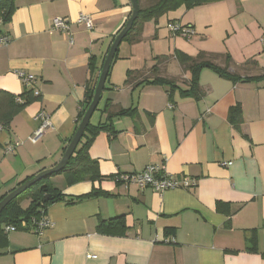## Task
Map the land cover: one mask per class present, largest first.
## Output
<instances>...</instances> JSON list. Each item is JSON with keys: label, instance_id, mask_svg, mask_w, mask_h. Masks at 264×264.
I'll use <instances>...</instances> for the list:
<instances>
[{"label": "crops", "instance_id": "crops-1", "mask_svg": "<svg viewBox=\"0 0 264 264\" xmlns=\"http://www.w3.org/2000/svg\"><path fill=\"white\" fill-rule=\"evenodd\" d=\"M14 4L9 21L0 18V34L8 37L0 45V90L22 94L27 86L14 72L22 70L35 76L39 96L0 125V197L59 161L79 123L86 84L98 77L131 13L129 0ZM81 13L92 19L91 29L76 22ZM54 17L66 18L68 30L52 28ZM172 23L191 26L194 34L175 35ZM263 41L264 0L181 5L143 22L136 41L121 40L90 118L92 126H105L88 148L99 178L67 184L61 174L53 187L64 196L44 214L50 225L40 233L4 230L0 264H264ZM177 50L192 57L203 52L240 80L203 68L199 99L162 84L136 85L151 79L157 65L158 76L187 89L190 73ZM128 71L134 74L126 83ZM106 104L112 113L133 112L108 118ZM234 106L239 112L230 118ZM41 110L50 127L32 141ZM8 143L15 144L11 152ZM162 163L191 185L158 192L116 180ZM119 215L124 234L97 231L100 220Z\"/></svg>", "mask_w": 264, "mask_h": 264}, {"label": "trees", "instance_id": "trees-1", "mask_svg": "<svg viewBox=\"0 0 264 264\" xmlns=\"http://www.w3.org/2000/svg\"><path fill=\"white\" fill-rule=\"evenodd\" d=\"M14 1L15 0H0V18L2 22L9 21L15 8ZM137 1L139 4L138 16L133 22L132 27L126 33L122 40L128 39L129 41H136L142 23L147 20H157L158 17H160L162 14H165L168 11L175 10L181 5L185 6L186 8H190L192 6L201 4L205 0H149V4L147 6H143L144 3L140 5V0ZM174 56L178 60V62L183 66V69L190 73L187 89L179 88L176 83L171 79L158 76L157 65H153L151 67V72L153 74V77L151 79H142L138 81L136 85L162 84L169 87V92L177 88L179 89V92L182 95L192 96L196 99H199L201 96H203V92L199 87L198 75L203 68H210L220 76L229 78L233 81L240 80V77L230 74L225 66L222 67L215 63H212L209 60H205L204 57L206 56V54L203 52L199 53L197 57H192L182 51L177 50ZM156 59L159 60L158 57H156ZM224 61L226 64L229 63L230 56L228 54L225 55ZM89 67L90 73L92 74L94 71L93 59L90 60ZM132 74H134L133 71L127 72L128 78L126 80V83L130 82ZM96 80L97 75L93 78V80L88 81L86 84L85 96L78 114V121H80L83 113L85 112L87 106L91 101ZM38 96L39 95L34 94L32 87H27L22 94H19L17 96L12 95L6 91L0 90V125L4 127L7 126L14 114H16L34 99L38 98ZM108 107L109 106L106 104L105 110L107 112L108 118L114 115L129 114L133 112L131 109H120L117 112L112 113L108 110ZM238 112L239 107H232L229 110V117L233 118ZM104 127L105 126H103V124H100L98 126H92L89 123L86 126L84 133L79 143L77 144L73 155L68 160L66 166L58 173H53L51 175L62 174L67 184H72L85 177H89L91 179L99 178L96 161L90 158L88 154V148L93 140V137ZM82 139L85 140L81 141ZM51 175L44 176L21 193L24 194L25 192H27L29 196L30 202L26 208H23L20 204L21 200H19V196L21 194L16 198L12 199L3 208L0 213V244H3L6 241L4 229L2 228L3 225H14L17 228H20L19 224L22 220L29 221L32 218H40L45 214L46 208L49 204L63 198L64 195L52 186L49 180V177ZM33 176L34 175L27 177L19 184L24 183ZM45 195H49V198L47 200L44 199ZM88 195L89 194H85L83 196ZM3 196H1L0 199ZM112 229H114L115 231ZM125 229L126 226L124 215H119L108 220H100L97 224V231L100 233H116L121 235L124 234ZM25 230L29 229L26 228Z\"/></svg>", "mask_w": 264, "mask_h": 264}, {"label": "built area", "instance_id": "built-area-1", "mask_svg": "<svg viewBox=\"0 0 264 264\" xmlns=\"http://www.w3.org/2000/svg\"><path fill=\"white\" fill-rule=\"evenodd\" d=\"M76 22L84 25L87 29H91L93 26V22L90 16L83 13L78 15ZM52 28L58 31L65 32L69 28L68 20L66 18L54 17L52 19ZM169 28L173 34H178L186 38L194 34L191 26H181L177 23H172L169 25ZM6 43H8V37L0 34V45H5ZM14 72L23 81L24 85H26L27 87H32L34 94L39 95V91L33 87V82L35 79L34 75L26 73L22 70H16ZM35 119L40 122V125L35 131L34 137L31 138L32 141H35L38 136H40L46 129L50 127L49 116L44 111H39L35 115ZM14 146L15 144L8 143L5 146V151L11 152L14 149ZM116 180L124 182L126 184H135L140 189L151 188L154 191L158 192L167 189L188 188L191 185L187 179L177 178L175 175L169 173L163 163L148 164L139 172L120 174L118 177H116ZM49 225L50 221L44 215L38 219L32 218L29 221L22 220L19 224L20 228H27L36 233H40ZM3 229L8 232L14 231L18 228L14 225H5Z\"/></svg>", "mask_w": 264, "mask_h": 264}, {"label": "water", "instance_id": "water-1", "mask_svg": "<svg viewBox=\"0 0 264 264\" xmlns=\"http://www.w3.org/2000/svg\"><path fill=\"white\" fill-rule=\"evenodd\" d=\"M130 5H131V13L130 16L128 17L127 21L125 22L124 26L120 29V31L115 35L113 38V41L110 44V47L108 49V52L105 55V58L103 60L101 69L99 71L94 89H93V94L91 101L89 105L87 106L85 112L83 113L77 128L70 139L67 147L65 148L61 158L59 161L54 165L53 167H50L48 169H44L37 174H35L32 178L28 179L24 183L16 186L12 190L8 191L1 199H0V213L3 210V208L14 198L19 196L22 192H24L26 189H28L33 183L36 181L40 180L44 176H49L53 173H58L60 170H62L70 157L73 155L77 144L79 143L84 130L86 126L90 123V118L95 111V109L98 106V103L101 98V94L104 88L105 80L108 74V70L110 67V64L113 60L115 51L120 44L121 40L123 37L126 35V33L130 30L132 27L133 22L136 20L139 12V4L137 0H129ZM49 198V195H45L44 199L47 200Z\"/></svg>", "mask_w": 264, "mask_h": 264}, {"label": "rangeland", "instance_id": "rangeland-1", "mask_svg": "<svg viewBox=\"0 0 264 264\" xmlns=\"http://www.w3.org/2000/svg\"><path fill=\"white\" fill-rule=\"evenodd\" d=\"M62 177H63V176H61V174H54V175H51V176L49 177V180H50L52 186H55L56 184H59V181H62V180H63ZM19 200H21V201H20V204H21L23 207H27V206L29 205V202H30V199H29V196H28L27 192H25L24 194H21V195L19 196ZM2 227H4V225H3Z\"/></svg>", "mask_w": 264, "mask_h": 264}]
</instances>
